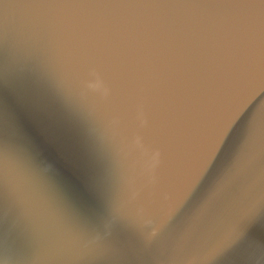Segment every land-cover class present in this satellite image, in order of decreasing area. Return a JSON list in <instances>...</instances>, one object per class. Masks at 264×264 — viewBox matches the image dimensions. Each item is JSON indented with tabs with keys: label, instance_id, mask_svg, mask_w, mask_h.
Segmentation results:
<instances>
[{
	"label": "water",
	"instance_id": "95a60500",
	"mask_svg": "<svg viewBox=\"0 0 264 264\" xmlns=\"http://www.w3.org/2000/svg\"><path fill=\"white\" fill-rule=\"evenodd\" d=\"M262 197L264 0H0V264H264Z\"/></svg>",
	"mask_w": 264,
	"mask_h": 264
},
{
	"label": "clouds",
	"instance_id": "9594fccd",
	"mask_svg": "<svg viewBox=\"0 0 264 264\" xmlns=\"http://www.w3.org/2000/svg\"><path fill=\"white\" fill-rule=\"evenodd\" d=\"M103 87V82L98 78L95 82H90L88 84V88L92 89L93 91H97L99 89H101ZM108 90L105 89V95H107ZM128 147V151L126 153V155H131V153L133 151L136 150H140L141 152L144 151V145L142 142V138L137 136L135 138V140L133 141V143ZM160 157L161 154L159 151H154L151 153L150 157L144 162V170L145 173L147 174V178L149 180V182H155L156 180V176H155V170L157 169V167L160 164ZM262 200H264V197L261 198ZM158 231L157 229H153V231L151 232V234L147 237V241L150 243L152 241V239L156 236Z\"/></svg>",
	"mask_w": 264,
	"mask_h": 264
}]
</instances>
